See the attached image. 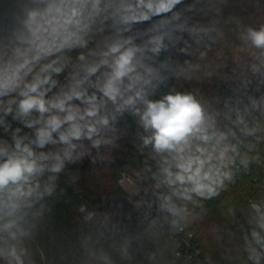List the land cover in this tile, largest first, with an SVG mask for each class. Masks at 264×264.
<instances>
[{
    "label": "clouds",
    "instance_id": "9594fccd",
    "mask_svg": "<svg viewBox=\"0 0 264 264\" xmlns=\"http://www.w3.org/2000/svg\"><path fill=\"white\" fill-rule=\"evenodd\" d=\"M6 2L0 264H117L113 252L130 262L134 239L154 242L149 261L170 255L167 264H176L180 244L172 237L191 240L213 201L227 221L210 229L221 249L215 264H264V182L242 206L230 195L264 152V0H10L5 10ZM230 34L247 56L243 64L233 59L239 71L230 93L191 90L201 75L212 76L210 53L217 69L224 64ZM128 120L139 129L143 167L116 183L137 210L139 232L129 235L111 212L81 202L72 255L52 257L66 227L51 200L66 192L61 176L67 171L77 184L82 162L114 164Z\"/></svg>",
    "mask_w": 264,
    "mask_h": 264
},
{
    "label": "trees",
    "instance_id": "16d2710c",
    "mask_svg": "<svg viewBox=\"0 0 264 264\" xmlns=\"http://www.w3.org/2000/svg\"><path fill=\"white\" fill-rule=\"evenodd\" d=\"M9 3L10 0H7L3 5L5 10H7ZM237 44L238 41H235L234 36L230 34L224 48L227 56L224 64H221L219 69H217L215 65L220 63V61H216L214 53H210L209 55L210 58H212V62L207 68V71L211 72L212 76L208 78L201 75L199 88H196V82L193 81L191 90H200L209 98L215 95L223 96L229 94L231 87L234 86L231 84V81L235 78L234 73L239 71L236 64L233 63L234 57L239 55L237 64H243L247 59L246 54L238 53ZM225 64L226 67L224 66ZM225 82H227V86ZM174 84L179 89L184 87L185 82L179 81L174 82ZM121 129L125 133V138L121 141V148L113 154L116 157V162L114 164L109 165L105 163L91 165L87 161L82 162L83 170L80 172L81 179L77 184H69L67 182V171L61 176L59 183L61 187L66 188V192L61 196L58 189L51 200L55 203V214L58 223L66 227L64 229L63 241L56 242V247L59 250L53 251L50 254L52 257L59 258L62 254L72 255L71 235L72 232L78 230L81 226L79 220L81 214L76 212V207L81 202L87 203L89 208H97L111 212L116 219L123 222L129 235H135L139 232V228L135 223L137 210L127 202L128 192L116 183L120 173H130L133 168L143 167L140 154L136 151V148H138L140 144L137 135L139 129H137L131 120H128V126L126 128L122 123ZM145 155H147V150H145ZM77 168H80V165L70 166L71 171H75ZM257 181L264 182V152H262L261 163L251 165V175L241 174L237 185L230 193L233 197V203L242 206L247 197L255 196L259 191ZM145 199L147 200L148 197H145ZM209 203L211 207L209 209L208 220L205 223L193 226L191 231L194 232V236L190 240V245L182 249L180 247L181 257L177 260L176 264H185V261L190 255L193 257L191 259L192 264H203L205 257L208 255L213 257L214 264L215 261L220 259L219 253L221 249L216 244L210 229L213 223L223 227L227 221L221 219L218 203L215 201ZM146 210V206L139 209V211ZM229 227H231V225H229ZM180 236H182V238H187L186 234ZM176 237H178V235H176ZM155 247L156 245L154 242L148 239L142 241L134 239L130 249L132 254L130 262L121 260L116 252H113V256L117 264H156V262L148 260V253L154 251ZM196 250L200 253L199 256L195 253ZM236 255L237 249L233 248L232 256L235 257ZM171 258L172 257L169 255L164 260H161L159 256L157 259L159 264H167V261L171 260Z\"/></svg>",
    "mask_w": 264,
    "mask_h": 264
},
{
    "label": "built area",
    "instance_id": "2783aa9c",
    "mask_svg": "<svg viewBox=\"0 0 264 264\" xmlns=\"http://www.w3.org/2000/svg\"><path fill=\"white\" fill-rule=\"evenodd\" d=\"M172 239H175L176 241L179 242L181 249L183 247H189V245H190V240L188 239V237L187 238H182V236L178 235V237L174 236V237H172ZM197 252L198 251L196 250L195 253L197 254ZM192 258L193 257L190 255V259H192Z\"/></svg>",
    "mask_w": 264,
    "mask_h": 264
},
{
    "label": "rangeland",
    "instance_id": "374dc122",
    "mask_svg": "<svg viewBox=\"0 0 264 264\" xmlns=\"http://www.w3.org/2000/svg\"><path fill=\"white\" fill-rule=\"evenodd\" d=\"M124 187L127 188V185H125ZM138 187H140V186H138Z\"/></svg>",
    "mask_w": 264,
    "mask_h": 264
}]
</instances>
